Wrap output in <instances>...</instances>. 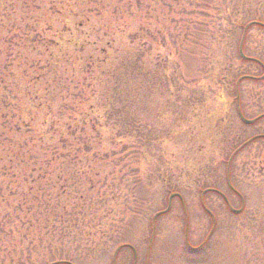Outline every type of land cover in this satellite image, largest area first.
I'll return each mask as SVG.
<instances>
[{
    "label": "rangeland",
    "instance_id": "1",
    "mask_svg": "<svg viewBox=\"0 0 264 264\" xmlns=\"http://www.w3.org/2000/svg\"><path fill=\"white\" fill-rule=\"evenodd\" d=\"M1 71L0 264H264V0H0Z\"/></svg>",
    "mask_w": 264,
    "mask_h": 264
},
{
    "label": "trees",
    "instance_id": "2",
    "mask_svg": "<svg viewBox=\"0 0 264 264\" xmlns=\"http://www.w3.org/2000/svg\"><path fill=\"white\" fill-rule=\"evenodd\" d=\"M242 54H243V52H242ZM8 56H10V55H8ZM239 57L242 58L243 60L244 59H248L247 57L244 56V54L241 55L240 50H239ZM26 59H28V58H25L24 60L26 61ZM7 60H9V59L7 58ZM25 63H26V68L30 69V71L27 70L26 73H30L31 72V75H32L28 79L29 81H30V79L33 80V81L39 80V78L43 77L45 73L53 70L54 66H55L53 61L50 58L49 59H45L44 61H42L40 59L38 61H36L35 58H31V59H28ZM9 64H10V62H6L4 65H2V68H3L2 70H4V71L7 70ZM3 75H5V73L1 71L0 72V85L5 83V78H4ZM3 90H5V89H3ZM31 97H32V94L30 93V98ZM6 108H7V106H6L5 102L4 101L0 102V117L3 120L1 125L4 126V129H6L5 127L8 124H10V122L13 121L15 119V117H16L14 113L10 114L8 111L5 112ZM30 119L32 120L31 116L28 117V122L31 121ZM28 122L26 120H24V118H22L21 121H18V120L14 121L12 125H15V126L18 125V129H19V125H22V124L28 125L27 124ZM7 141H8V145L9 146L11 144H13V142H11L9 139ZM58 142H62L64 144V139L61 138V140H58ZM6 148H7V152H8V148L13 149L14 147H6ZM56 149L57 148H55V150ZM18 153H20V152L18 151ZM11 154L15 156V154H13V153H11ZM12 159H13V156H9V154H8L6 162L9 164V166H6L5 163H0V170L2 172L13 170L11 168V166H10V164H12ZM0 160H3L2 156H0ZM13 174H15V172H13ZM10 192H13V191L10 190Z\"/></svg>",
    "mask_w": 264,
    "mask_h": 264
},
{
    "label": "flooded vegetation",
    "instance_id": "3",
    "mask_svg": "<svg viewBox=\"0 0 264 264\" xmlns=\"http://www.w3.org/2000/svg\"><path fill=\"white\" fill-rule=\"evenodd\" d=\"M214 191L217 192V190H214ZM234 192H235V191H234ZM221 197L223 198V200H224L225 203L228 202L226 196H224V195L221 194ZM244 201H245V200H244ZM227 204H228V203H227ZM239 213H240V212H239ZM262 216H264V212H262L261 217H262ZM260 220H261V222L264 221V217H263V218H260ZM201 248H203V244H201V245H199V246H197V247H194V248H192V249L199 250V249H201Z\"/></svg>",
    "mask_w": 264,
    "mask_h": 264
},
{
    "label": "water",
    "instance_id": "4",
    "mask_svg": "<svg viewBox=\"0 0 264 264\" xmlns=\"http://www.w3.org/2000/svg\"><path fill=\"white\" fill-rule=\"evenodd\" d=\"M240 53H241V55H243V54H242V51H241V48H240ZM245 121L248 122L249 120H245ZM206 190H207V189H206ZM206 190H203L202 193H204V191H206ZM207 191H208V190H207ZM232 210H233V209H232ZM238 211H239V210H236L235 212H238Z\"/></svg>",
    "mask_w": 264,
    "mask_h": 264
}]
</instances>
